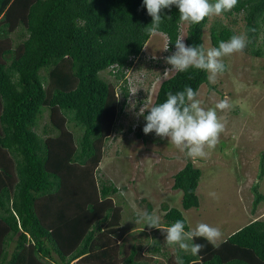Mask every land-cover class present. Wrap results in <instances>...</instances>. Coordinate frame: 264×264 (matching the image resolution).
I'll list each match as a JSON object with an SVG mask.
<instances>
[{
  "label": "trees",
  "instance_id": "obj_1",
  "mask_svg": "<svg viewBox=\"0 0 264 264\" xmlns=\"http://www.w3.org/2000/svg\"><path fill=\"white\" fill-rule=\"evenodd\" d=\"M223 14H242L252 40L264 23V0H238ZM163 15L158 32L173 50L182 23L179 9L172 6ZM208 21L186 23V45H203ZM151 22L143 0H0V264H148L137 259L140 246L134 245L117 261L123 253L114 237L121 207L112 195L118 189L104 181L99 186L94 172L117 111L129 97L125 71L141 59ZM15 32L22 37L18 41L12 39ZM233 35L229 25L209 26L212 47ZM252 43L249 52L260 57L262 47L251 48ZM107 69L122 81L121 101L100 75ZM207 83L204 70H176L160 83L152 105L163 103L169 92L186 86L198 91ZM45 111L49 124L41 134L37 127ZM142 122L145 126L144 116ZM200 175L189 160L173 175L172 188L181 190L184 209L199 206ZM256 194L252 211L264 200ZM147 209L150 213V203ZM162 209L164 226L183 220L189 230L179 209L167 204ZM194 242L205 247L199 256L180 252L185 264H264V219L252 220L219 244ZM149 250L157 253L159 246Z\"/></svg>",
  "mask_w": 264,
  "mask_h": 264
},
{
  "label": "rangeland",
  "instance_id": "obj_2",
  "mask_svg": "<svg viewBox=\"0 0 264 264\" xmlns=\"http://www.w3.org/2000/svg\"><path fill=\"white\" fill-rule=\"evenodd\" d=\"M214 23L231 26L236 35L246 34L242 14L212 15L202 37L205 49L213 48L209 26ZM185 36L186 23L182 22L179 38ZM20 38L19 32L12 34V39L18 41ZM263 38L264 23H261L259 34L252 40L248 38L249 43L253 42L251 48L261 46L264 51ZM166 45V36L160 32L152 34L141 59L125 71L129 97L126 106L117 111L112 132L101 147L103 158L94 172L99 186L100 181H104L118 189L112 195L115 204L121 207V222L114 236L123 252L117 256L118 262L134 245L140 246L137 255L140 261L175 263L177 250L166 244L163 233L167 228L163 225V204L179 209L189 229L200 222L219 227L222 237L216 244L252 220L264 219V200L252 211L256 193L264 196V53L260 57L254 56L247 45L242 53L222 57L226 67L224 73L218 74L215 84L200 86L197 98L206 109L214 108L225 96L230 98L231 106L224 111L217 110L218 117L226 121L219 143L214 149H206L207 157L193 159L180 152L167 138L152 137L144 132L141 137L136 135L144 127L140 108L144 104L152 105L160 83L176 71L165 61L176 48L165 51ZM166 69H171L167 76L164 75ZM108 72V69L104 70L100 75L118 90L121 101L119 85L122 81ZM47 124L49 118L45 111L37 132L44 134ZM74 134L79 136L80 132ZM188 160L201 171L196 189L199 206L184 209L182 192L173 189L172 183L173 175ZM211 192H215L218 199L210 196ZM147 203L152 205L149 214L160 216V229L136 223L140 214L148 211ZM154 243L159 246L157 253L149 250ZM13 246L14 242L9 245V252Z\"/></svg>",
  "mask_w": 264,
  "mask_h": 264
},
{
  "label": "clouds",
  "instance_id": "obj_3",
  "mask_svg": "<svg viewBox=\"0 0 264 264\" xmlns=\"http://www.w3.org/2000/svg\"><path fill=\"white\" fill-rule=\"evenodd\" d=\"M143 3L147 13L152 17L147 31L150 34H155L159 31L165 17L164 10H170L172 6L179 9L181 22L199 24L206 17L220 16L231 11L238 4V0H215L214 3L210 0H143ZM248 43L247 35L239 34L233 35L227 41H220L218 47L205 49L203 45H186L184 38L180 37L175 42L176 51L166 57L165 61L171 65V69L180 72L190 68L204 70L209 73V83L215 84L218 74H223L226 70L222 57L242 53ZM170 70L166 69L164 75L167 76ZM198 96V91L186 86L183 91L175 94L169 92L163 103L152 106L144 104L139 111V115L144 116L146 121L143 127L144 134L154 132L162 139L167 138L180 152L186 153L190 158L207 157L209 152L206 149L215 148L219 143L220 134L226 127V121L218 117L217 110L224 111L230 108V98L225 96L215 104L214 108L206 109L202 106V101L197 98ZM146 110H148V114L144 115ZM209 195L218 199L215 192H211ZM141 222L148 228L160 229L161 218L159 215L144 211L136 220V223ZM163 233L166 244L177 250L175 264H185L180 252L190 251L193 256H199L205 246L195 243L196 238H203L208 243L215 245L222 237L219 227L204 222L185 230V221L183 220L175 221ZM193 264L196 262L194 261Z\"/></svg>",
  "mask_w": 264,
  "mask_h": 264
}]
</instances>
